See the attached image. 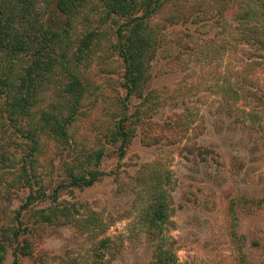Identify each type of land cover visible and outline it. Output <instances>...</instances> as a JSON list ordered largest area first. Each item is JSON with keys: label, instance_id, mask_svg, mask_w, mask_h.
Returning <instances> with one entry per match:
<instances>
[{"label": "rangeland", "instance_id": "rangeland-1", "mask_svg": "<svg viewBox=\"0 0 264 264\" xmlns=\"http://www.w3.org/2000/svg\"><path fill=\"white\" fill-rule=\"evenodd\" d=\"M86 1L66 16L36 3L67 36L23 113L11 99L31 54L0 53V264L18 229L20 264H264V51L238 23L248 1L150 0L129 98L125 18Z\"/></svg>", "mask_w": 264, "mask_h": 264}, {"label": "trees", "instance_id": "trees-1", "mask_svg": "<svg viewBox=\"0 0 264 264\" xmlns=\"http://www.w3.org/2000/svg\"><path fill=\"white\" fill-rule=\"evenodd\" d=\"M248 3L242 7L238 23L244 30L249 29L252 34L256 33L258 41V50L264 51V1L247 0ZM263 1V2H262ZM37 2H53L56 12L66 16L85 7L86 0H0V53L6 55H18L30 53L32 60L23 72L11 103L14 102L19 113L26 111L34 102V86L40 77L51 73L54 69L56 58L53 56V47L59 46L67 36V31L62 32L53 30L51 27L44 25L42 16L36 6ZM259 3V6H257ZM261 4V5H260ZM143 6L139 17L134 15V9L137 7L135 0H103V8L107 16L118 15L125 18L124 23L120 25L116 32V49L124 66V83L126 98H129L134 89H138L146 75V66L144 57L148 50V40L146 37L147 24L144 22L155 10L150 0ZM228 8V6L225 4ZM225 9V8H224ZM261 11L262 13H258ZM256 20L251 24L250 19ZM250 23H249V22ZM243 25V26H242ZM151 35V34H150ZM149 35V36H150ZM242 35V33H241ZM153 40V39H152ZM251 41V40H247ZM251 67V64L249 65ZM5 78L0 74V84L2 85ZM79 85V84H78ZM37 86V85H36ZM36 90V89H35ZM75 91L78 95L79 86H74L73 81L68 83L67 92ZM46 120H56L54 117H48ZM56 122V121H54ZM45 124L48 123L45 121ZM122 125L118 129L123 134L121 147L126 142ZM55 133L63 136L61 129L57 128ZM125 141V142H124ZM97 178V173H90L89 180L83 181L82 185H91ZM73 184H77L79 179L73 178ZM41 194L38 198L42 197ZM32 195L27 198V204L34 199ZM27 229H25L26 231ZM20 230L15 232L17 242L14 252L13 264L18 262V255L27 256L30 247L28 244H20L18 237ZM164 259L158 257L157 264H164Z\"/></svg>", "mask_w": 264, "mask_h": 264}]
</instances>
